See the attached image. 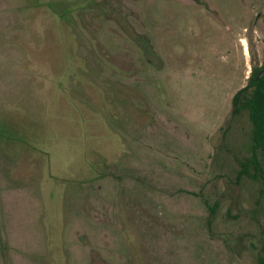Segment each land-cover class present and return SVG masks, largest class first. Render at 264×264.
Instances as JSON below:
<instances>
[{"label": "rangeland", "instance_id": "1", "mask_svg": "<svg viewBox=\"0 0 264 264\" xmlns=\"http://www.w3.org/2000/svg\"><path fill=\"white\" fill-rule=\"evenodd\" d=\"M261 66L264 0H0V264H258Z\"/></svg>", "mask_w": 264, "mask_h": 264}, {"label": "trees", "instance_id": "2", "mask_svg": "<svg viewBox=\"0 0 264 264\" xmlns=\"http://www.w3.org/2000/svg\"><path fill=\"white\" fill-rule=\"evenodd\" d=\"M246 90L250 92L243 98ZM241 112L248 114L252 128V148L250 159L242 166L239 174L250 176L247 168L251 167L253 173L250 177L257 180L262 176L264 181V66L252 71L247 85L233 96L231 115L235 117ZM259 152L263 157V165L260 163ZM258 264H264V258Z\"/></svg>", "mask_w": 264, "mask_h": 264}]
</instances>
